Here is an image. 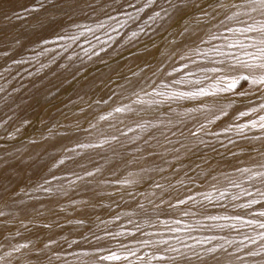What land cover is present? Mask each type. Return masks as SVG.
I'll use <instances>...</instances> for the list:
<instances>
[{
    "label": "bare ground",
    "instance_id": "1",
    "mask_svg": "<svg viewBox=\"0 0 264 264\" xmlns=\"http://www.w3.org/2000/svg\"><path fill=\"white\" fill-rule=\"evenodd\" d=\"M37 1L18 0L12 7ZM86 1L53 0L42 8L31 6L25 16L16 17L9 26L13 42L1 45L10 69L22 70L20 77L30 88L23 93L13 91L4 98L10 81L0 86V98H4L0 102V263L12 260V264H29L28 258L43 257L48 248L33 253V240L41 242L40 246L35 244L41 247L44 241L58 240L67 231L81 230L92 223V218L96 220L97 215L107 212V206L115 207L114 201L122 200L123 205L120 202L118 206L123 220L118 222L125 228L118 231L124 242L131 245L145 240L167 241L149 245L159 253V258H171V264H264V238L258 236L264 228L248 223L264 222L259 216L262 207H239L249 199L260 200L257 192H264V177L253 175L264 172V129L258 123L256 127L250 123L259 122V117L264 116L260 108L264 92L246 82L238 90L215 96L172 95L197 87L208 88L213 80L204 76H214L208 70L225 59L212 49L240 55L235 49L226 48L224 40L212 37L231 35L226 28L259 22L264 15L259 10L252 12L249 0H225L215 9L210 4L212 10H208L209 3H219L211 0L203 13L192 7L206 3L205 0H135L134 5L143 11L129 14L123 12V6L115 10L111 1ZM8 2L0 0V5ZM55 13H61V17H54ZM72 15L81 18L75 30L77 45L75 41L58 39L65 34L57 28ZM101 24L104 26L99 27ZM53 33L55 38L47 37ZM170 33L174 42L164 39L151 46L153 40H161ZM54 41H60L59 50ZM24 44L29 47L23 50ZM36 47L42 48L37 54L40 61L35 69L28 70L37 60L23 55ZM107 47L113 50L101 59L99 54ZM47 56L51 59L46 60ZM238 92L248 94L240 96ZM62 97L64 102L57 103ZM221 108L225 114H221ZM241 112L246 115H240ZM23 116L31 121L39 118L43 123L32 133H20L23 124L17 122ZM245 124L248 127H236ZM209 126L215 136L231 130H244L253 136L246 137L247 140L228 138V144L226 141L223 147L210 150L202 144L207 136L195 135ZM250 146L258 151H245ZM185 162L197 168L200 165L201 170L210 174L199 181V189L214 196L219 203L216 207L199 204L200 197L199 203H191L193 190L188 193V185L178 186L172 169ZM143 175L152 177L137 182ZM163 183L169 185L166 191L159 189ZM221 192H225L226 198L221 197ZM158 193L167 194L166 202L184 203L178 209L163 205L155 208L160 199ZM146 214L150 219H145ZM224 214L243 219H223ZM187 216L195 219L189 220ZM65 218L72 219L67 222ZM80 219L89 222L85 225ZM134 222L140 225L139 234L130 228ZM148 226L152 229L146 230ZM83 234L86 237L87 233ZM93 240L73 257L65 253L50 256L53 251L46 256L51 257V264H80L82 259L91 263L96 259V250L107 247L103 239ZM86 241L87 238L83 243L87 245ZM214 247V253L207 251ZM169 248L174 251H167ZM140 250L139 247L135 251L134 264ZM40 260L38 263L43 262Z\"/></svg>",
    "mask_w": 264,
    "mask_h": 264
},
{
    "label": "rangeland",
    "instance_id": "2",
    "mask_svg": "<svg viewBox=\"0 0 264 264\" xmlns=\"http://www.w3.org/2000/svg\"><path fill=\"white\" fill-rule=\"evenodd\" d=\"M16 1H18V0H10V2H8L7 4H3V5H0V17H3L2 19H0V71H2L3 70V72H1L0 73V86L3 84V83H5L6 81H10V87L8 88V90L6 91V93H5V96H4V98L6 97V96H8L9 94H11V92H13V91H19L20 93L22 92H25V91H27L28 89L27 88H30L29 87V85L27 84V83H24L23 81H22V79H21V75H22V70H15V71H13V70H11L10 69V67H9V62H7V60L5 61V58H6V52L2 49V44H4V42H7V43H12L13 42V38H12V35H13V33H11V32H9V26H10V24L13 22V20H15V18L16 17H22V16H25V13L30 9V7L31 6H33V7H37V6H39L40 4H44V3H46V2H49V1H53V0H39V1H37V2H34V3H30V2H28L27 4H21V5H19V7L18 8H13L12 7V5L14 4V3H16ZM89 1H92V0H89ZM112 2V6L114 7V9L115 10H117L118 9V7L119 6H123L124 8L123 9H125V11H123V12H126L127 14H129V13H136L137 12V9H138V7H136V5H134V1L135 0H97V1H95V3H97V4H103V3H108V2ZM146 1H148V0H145V2ZM158 1V0H157ZM211 0H205V2L207 3H209ZM225 0H219V3H218V1H216V2H214V3H209V6H208V10H209V8H210V4H211V8L212 9H215V6H220V4H222L223 2H224ZM86 2H88V0L86 1ZM86 2H84V3H86ZM206 3H197V4H195L193 7H192V9L194 10H198V11H200V13H203V12H205L206 11V9H207V5H208V3L206 4ZM203 6V8H201L202 6ZM210 8V9H211ZM202 9V10H201ZM211 9V10H212ZM217 9V8H216ZM122 10V9H121ZM203 11V12H202ZM107 13H109V11L107 12ZM126 13H124V14H121V15H125ZM71 14H73V12L71 11ZM54 17H61V13H55L54 14ZM80 20H81V18H75V17H73V15L69 18V17H67V21H65V22H63L62 23V25L61 26H59L57 29L60 31L61 30V32H63L65 35H67V36H73V37H76V32H75V30H76V28H77V26L76 25H78V23L80 22ZM66 24V25H65ZM214 27V25L212 26V28ZM55 36H56V34L55 33H53L52 35H49V36H47V37H49V38H51V39H53V38H55ZM92 37V36H91ZM167 36H165L164 38H161V40H160V38L159 39H155V40H153L152 42H151V46H156L158 43L160 44L161 42H162V40L164 41V39H168V42H174L175 41V37H174V35L172 34V33H170L169 34V36L166 38ZM11 39V40H10ZM66 41H70V42H73V41H75L76 42V45H77V42L78 41H76V38L74 39V40H67V39H65ZM159 40V41H158ZM60 42V41H59ZM59 42H56L55 43V41H54V44H56V47H57V49L59 50L60 48H58V44H59ZM58 43V44H57ZM58 45V46H57ZM29 47V44H24L23 46H22V49L24 50V49H26V48H28ZM39 49H42L41 47H36L35 49H30L31 51L27 54V53H25L24 55H23V58H34L35 60H37L36 61V63L34 64V66H32L31 68H29L28 70H32V69H35L36 68V66H38V61H40V60H38L39 59V56H37V54H38V52H39ZM113 50V48L112 47H107V48H105L102 52H100V54H99V56H100V58L101 59H105V57L108 55V54H110V51H112ZM48 59H51V56H47V58H46V60H48ZM61 72H62V70H61ZM246 84V82L245 81H241L240 82V85H238V88H237V90L239 89V88H241V87H243L244 85ZM4 98H0V102H2L3 101V99ZM65 99V98H64ZM63 99V97L61 98V99H59V101L58 100H56V102L58 103H62V101L64 100ZM64 102V101H63ZM46 109H48V108H46ZM42 118V117H41ZM43 119V118H42ZM31 120H33V119H27L25 116H23L21 119H19L18 120V122H17V124H23V127L21 128V130H20V133H23V131L24 132H26L27 133V131H28V133H32V129H38L41 125L40 124H42L43 123V121L42 120H40L39 118H37L36 120H34V121H31ZM44 120V119H43ZM32 122H34L33 124H31ZM40 122H42V123H40ZM234 122H237V120H235ZM30 123V124H29ZM39 124V125H38ZM34 125V126H33ZM36 125H37V127H36ZM28 126H30V127H28ZM32 126V127H31ZM209 128H210V130H209ZM27 129H29V130H27ZM31 129V130H30ZM212 129H213V127L212 126H209V127H207V128H205V129H202V130H200V131H198L197 132V134L195 133V135L196 136H201L200 134H203V135H205V136H207V140L204 142V143H202L203 144V146H205L206 145V148L208 147L210 150H215V149H219V148H221V147H223V145L225 144L226 145V141H227V144L229 143L228 141L230 140V141H233V140H235V136H236V138L238 139H240V140H247V138L246 137H248L249 139L251 138V136H253V135H250V133H248L247 131H244V130H236V131H233V130H231V131H228V132H226V133H223L222 135H218V134H216L217 136H215V135H211V132H212ZM240 132L242 133L241 135H240ZM199 134V135H198ZM226 134V135H225ZM249 134V136H247ZM238 135V136H237ZM225 136H226V139H225ZM210 138V139H209ZM228 138H230L229 140H227ZM242 138V139H241ZM236 139V140H237ZM238 139V140H239ZM202 146V147H203ZM251 147V146H250ZM245 149H247V150H245V151H251V150H253V151H255V152H257L258 150L255 148V147H251L250 149H248V148H245ZM230 155H231V153H230ZM227 156H229L228 154H227ZM190 158V157H189ZM187 161H189V159L187 160ZM191 161V160H190ZM191 164H189V163H182V164H180V165H178L177 167H175V168H173L172 169V171H173V173H174V178H177V181H179L178 183V186H183V185H188V188L189 189H187V192L188 193H190L192 190V194L190 193V195H191V197L194 199V201H192L193 199H191L190 200V202L192 203V202H195V201H197L198 203L200 202V199L202 200V202H200L199 204H201V205H203V204H212V208H214V207H216V204H219L217 201H215V199H213L214 198V196H208V194L207 193H205L204 194V192H201L200 190L201 189H199L200 188V186H201V183L199 182V181H201V179H205V178H207V176H209L210 174L206 171V170H201L202 169V167L200 166V165H198V168L195 166V167H193V165L192 166H190ZM168 166H170V164H168ZM201 168H200V167ZM195 169V170H194ZM200 171V173H198L199 171ZM194 171V172H193ZM198 171V172H197ZM196 173L197 174H199V177H196ZM152 177V175H143V177L141 178V179H139V180H137V182H145V181H147V180H149L150 178ZM246 181H248V180H246ZM151 186H152V183L150 184ZM168 186L169 185H167V183L165 184V183H163V184H161L158 188L160 189V190H163V191H166V189L168 188ZM163 187V188H162ZM192 189V190H191ZM197 189H199L198 191H197ZM195 192V193H194ZM197 192V193H196ZM194 194H196V195H194ZM201 194V195H200ZM202 194H204L205 195V197H204V195H202ZM165 195H167V194H161V193H158V198H160L159 200H157L156 202V205H155V208H157V207H159V208H163V207H167V208H176V209H178V207L180 208V206L182 205V204H180V203H177V202H174V201H172L173 202V204H171L170 202H166L165 201ZM194 195V196H193ZM208 197H207V196ZM250 195V194H249ZM195 196H197L196 198H195ZM202 196V197H201ZM163 197V198H162ZM199 197H200V199H199ZM210 198H212L211 200H210ZM196 199V200H195ZM199 199V200H198ZM205 199V201H203ZM116 200V199H115ZM161 201V202H160ZM164 203H163V202ZM122 203V205H123V203L124 202H122V200L121 201H119V200H117V203L114 201V203L116 204H114L113 203V205L116 207H113V206H111V207H113V209L110 207V205L109 206H107V212L109 211V214L104 210L101 214H99V215H97V216H99V217H97L96 218V220L95 219H93L92 218V220H90V221H92V223L90 222V224H87L86 225V223L87 222H89L88 220H84V219H80V222H84V224L86 225V226H84L83 227V229H72V230H70V231H67V232H65L63 235H61V237H59L60 239H58V240H48V241H50V242H46V241H44L45 243H44V245H41V247H39L40 246V244H41V242H37L36 240H33L32 238V240L34 241V243L36 244V245H39V246H36L35 244H34V247L32 248V252L34 253L35 252V254H37L38 252H41V250L39 251V249H45V250H47V248H48V250H47V252L49 253V252H52L53 251V253H49V255L50 256H55V255H57V254H66L67 255V257H73L78 251L80 252V251H83L85 248H88V242H90V241H92L93 239L92 238H95L93 241H96L97 240V238H98V242H100V241H103V243L104 244H106L105 242H107V247H106V249H110V250H118V246L120 245V244H123V245H125L128 249H130V250H132V251H136V249H138L139 247L141 248V254H140V257H139V259H138V256H137V259H136V261H137V263L136 264H157V262H158V259H159V253L158 252H155V251H153L152 249V244H150L151 245V247H150V249H149V244H143V243H140V244H127V243H125L124 242V238H123V235L121 236V232H119L118 230L120 229V230H122L123 228H125V225H124V227L122 226V223H119V222H121L120 220H123V215H122V213L119 211V208H120V205L118 206V204H121ZM205 202V203H204ZM161 203V204H160ZM169 203V204H168ZM168 205V206H165V205ZM187 204V203H186ZM112 205V204H111ZM163 205V207H161ZM179 205V206H178ZM215 205V206H214ZM173 206V207H172ZM110 207V208H109ZM112 209V210H111ZM115 209H116V211H115ZM119 211V213H115L116 214V216H115V214H114V212H118ZM107 213V216L105 215L106 213ZM113 212V214H111ZM104 214V215H103ZM109 215H111L110 217H109ZM225 216L224 217H228V216H226V214H224ZM101 216V217H100ZM103 217V218H102ZM107 217V218H106ZM114 217H116V218H114ZM119 217H122V218H119ZM145 217H147V218H145V219H150V217L148 218V215L146 214V216ZM192 217H194V215L192 216ZM191 216L189 217V216H187L186 218L187 219H191L192 218ZM95 218V217H94ZM98 218H102V219H99V220H97ZM108 218L110 219V222L111 221H113L114 222V224H112V227H113V225L115 226V227H113L114 228V230H113V228L111 227V229H110V222H109V220H108ZM112 218H114V219H112ZM68 219V220H67ZM65 218L64 220H66L67 222H69L72 218ZM192 219H195V218H192ZM81 220H83V221H81ZM65 221V222H66ZM119 221V222H118ZM169 221V220H168ZM86 222V223H85ZM97 222H98V224H97ZM103 222H105V224H107V230H106V232H104L105 231V229H106V227H103L104 225L102 224ZM112 222V223H113ZM95 224V225H94ZM101 224H102V227H101ZM118 224L119 225V227L118 226H116V225ZM120 224H121V226H120ZM89 225H92V227L91 226H89ZM94 225V226H93ZM96 226H97V228H96ZM98 226H100V228H99V230H98ZM106 226V225H105ZM140 225L137 223V222H134L131 226H130V228H131V230L132 231H136V232H133L134 234H137L138 232L140 233L142 230L140 229V227H139ZM86 227L88 228V229H86ZM94 227H95V230H94ZM133 227V228H132ZM91 228V229H90ZM102 228V229H101ZM105 228V229H104ZM118 228V229H117ZM152 229L151 228V226H148V227H146L145 229L146 230H148V229ZM97 229V230H96ZM117 229V230H116ZM138 229V230H137ZM101 230H102V232H101ZM141 230V231H140ZM71 231H73L72 233H71ZM112 231H113V233H112ZM117 231V232H119L118 234H117V232H116V234H114L115 232ZM87 233V235H86V237H85V234H83V233ZM88 232L90 233V234H88ZM98 232H101L100 234L98 233V235H97V233ZM106 233V234H105ZM138 233V234H139ZM83 236V237H81V236ZM112 235H114L116 238L114 239L113 237L114 236H112ZM90 236H92V238L90 237ZM102 236V237H101ZM106 236V237H105ZM74 237V239H71V238H73ZM90 237V241H88V238ZM103 239H101V238ZM109 237V238H108ZM65 238H66V240H65ZM75 238H80L79 240H76L75 241ZM82 238V239H81ZM87 238V245H86V243L84 244L83 242H84V240ZM107 238V239H106ZM113 238V239H112ZM121 238V239H120ZM64 239V240H63ZM70 239V240H69ZM112 240H113V242H112ZM65 241V242H64ZM109 241L112 243L111 245H112V247H110L111 245H109ZM145 241H147V240H145ZM149 241V240H148ZM69 242V243H68ZM83 244H82V243ZM97 242V241H96ZM141 242H143V241H141ZM40 243V244H39ZM43 243V242H42ZM55 243H57L60 247H61V250L60 249H58V248H60V247H58L57 248V244H56V250L54 251V246H55ZM60 243V244H59ZM77 243H79L80 245H81V247H80V245L79 244H77ZM91 243V242H90ZM64 244H68V246H66V245H64ZM69 244H71V245H69ZM54 245V246H53ZM73 245H74V247H73ZM76 245V246H75ZM79 245V246H78ZM84 245V246H83ZM109 245V246H108ZM3 246V245H2ZM44 246V247H43ZM49 246V247H48ZM62 246H64V247H62ZM115 246V247H114ZM36 247H38L37 249H36ZM43 247V248H42ZM69 247V248H68ZM54 248V249H53ZM63 248V249H62ZM66 248V252H65V249ZM72 248H73V250H72ZM117 248V249H116ZM133 248V249H132ZM34 249V250H33ZM53 249V250H52ZM80 249V250H79ZM82 249V250H81ZM68 250L70 251V252H68ZM75 250H77V251H75ZM87 250H89V249H87ZM149 250H150V252H149ZM37 251V252H36ZM153 251V252H152ZM31 252V253H32ZM47 253V254H48ZM57 253V254H56ZM156 253V254H155ZM158 253V254H157ZM46 254V255H47ZM71 254V255H70ZM46 255H43V257H42V255H38V256H36L35 258H37V257H42V259L40 260V258L39 259H35V258H28L29 259V264H34V263H36V264H42V263H44L45 262V264H51V257H48V256H46ZM148 255H149V258H148ZM30 257H32V255H29ZM44 256H45V258H44ZM145 256V257H144ZM156 257L157 259H153V257ZM46 257L47 258H49L48 259V261L46 260ZM135 257L136 256H131V258L132 259H130V256L128 257V259H129V261H131V264H134L135 263ZM142 257H143V259H142ZM53 258V257H52ZM38 260V261H37ZM39 260L40 261H43V262H40V263H38L39 262ZM45 260V261H44ZM83 260V259H82ZM79 261V262H81L80 264H93V262H89V261H87L86 259H84V262L83 261ZM147 260H149V261H147ZM152 260H154V262H152ZM12 264V260L10 261V260H4V261H2L0 264ZM105 264H111V262L109 263H107V262H105ZM164 264H168V263H164Z\"/></svg>",
    "mask_w": 264,
    "mask_h": 264
},
{
    "label": "snow or ice",
    "instance_id": "3",
    "mask_svg": "<svg viewBox=\"0 0 264 264\" xmlns=\"http://www.w3.org/2000/svg\"><path fill=\"white\" fill-rule=\"evenodd\" d=\"M154 2V0H153ZM249 4L253 5L251 7L252 12L259 10L262 15H264V0H249ZM41 8L43 4L39 5ZM144 7H149V4H145ZM137 11H143V9H137ZM157 15H159L157 13ZM235 15V14H234ZM131 18V17H130ZM109 19H114L109 17ZM232 19V17H229ZM104 25H99L103 27ZM79 27V26H77ZM86 31H91V29H85ZM226 32L231 35L228 36H213L212 39H222L225 42V47L228 49H235L240 53L239 56L226 54L222 52L219 48H213L212 51L216 52L220 56H224L225 59L219 62V66L213 67L208 71L212 72L214 76L209 77L204 76V79H212L213 83L208 87H197L193 91L189 92H175L173 97L175 98H195L198 96H215L217 93H229L237 90L238 85L241 81L250 82L253 86H258L259 90L264 92V20L259 22L253 21L252 23H243L241 27H229L226 28ZM76 37L73 36H59L58 39L74 40ZM247 92H238L240 96H246ZM164 95V93H161ZM231 104H229V107ZM261 110H264V104L260 105ZM121 109H117L120 111ZM251 111H256L255 108L250 109ZM221 114L224 113V109H220ZM240 115H246L245 112H241ZM218 118V117H217ZM253 127L259 124L261 129H264V116L259 117V122L253 120L250 121ZM237 129L248 127L245 125H237ZM243 171L249 172V169H244ZM253 175L264 177V172H257ZM251 179V176L249 177ZM233 187H239V185L233 184ZM47 190V189H46ZM222 198L225 197V192L220 193ZM257 195L261 197L260 200L249 199L248 202L239 207L248 209L253 205H261L262 210L259 212V216L264 218V205L261 204L264 201V192H257ZM233 199H238V197H233ZM179 203H184V201H179ZM209 219H219V217H209ZM223 219H235L242 220V216L236 217H223ZM249 224H258L260 228H264V222L261 220H250ZM260 238H264V232L258 234ZM247 239V237H246ZM143 244L156 243L165 244L167 241H143ZM222 247V246H221ZM167 251H174V249H167ZM209 253H214L216 248H210L207 250ZM99 253H106L100 255ZM135 252L128 249L125 245L120 244L118 250H110L106 248H100L96 250V259L93 264H105V262H111V264H131L129 261V256H134ZM153 259H157L155 256ZM160 264H164L165 261H169L171 264V258L166 256H161L159 258Z\"/></svg>",
    "mask_w": 264,
    "mask_h": 264
}]
</instances>
